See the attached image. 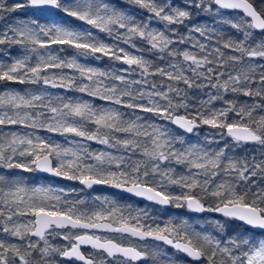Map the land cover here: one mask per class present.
<instances>
[{
  "label": "snow or ice",
  "instance_id": "6c2138e0",
  "mask_svg": "<svg viewBox=\"0 0 264 264\" xmlns=\"http://www.w3.org/2000/svg\"><path fill=\"white\" fill-rule=\"evenodd\" d=\"M0 264H264V0H0Z\"/></svg>",
  "mask_w": 264,
  "mask_h": 264
},
{
  "label": "trees",
  "instance_id": "16d2710c",
  "mask_svg": "<svg viewBox=\"0 0 264 264\" xmlns=\"http://www.w3.org/2000/svg\"><path fill=\"white\" fill-rule=\"evenodd\" d=\"M13 16L16 17V18H26V13L25 12H18V13L13 14ZM198 22H200V23H210V20L207 17H201ZM82 62H84V61H82ZM88 62L89 63H95L96 66H99V67H105L107 63H110L108 61H101V62L88 61ZM10 87H12V88H14L16 90H23L25 88H29V87H33V86H28V85H10ZM51 91H53V92H63V90H60V89H52ZM67 95H69V96H78L80 94L69 92V93H67ZM83 98L87 99V97H83ZM55 139L62 140V138H60V137H55ZM193 139H195V138H193ZM92 146L94 148L100 147V146L95 145V144H93ZM23 175H25L26 177H31V176L35 175L38 178V182L39 183H47L48 182L47 179H45V176H42L39 173H37V174L24 173ZM56 183L59 186L66 187V188L67 187H76V188L80 187V185H78L75 182L68 183V182H65V181H62V180H58V181H56ZM88 191H91V190H88ZM114 192L115 191H110V190H106V189H96L94 192H92V195L94 196V195L99 194V195H109V196H111V194L114 193ZM118 195L123 197V199H121V203H135L136 205H138L140 207H144V206H141V204H139L138 202L134 201L133 199H131V198H129V197L123 195V194H118ZM149 208H150V210L153 211V214L157 216L158 222H160V223H163L169 217H172L170 214L166 213L165 211L173 212L174 213L173 217L188 215L190 218L198 219L201 222H203V219L205 218L204 215L195 216L192 213H187L183 209L171 208V209H167L166 210V209H161V208H158V209H155V208H152V207H149ZM157 210H158V212L156 213ZM220 219H222V218H220ZM241 230H243L242 227H241Z\"/></svg>",
  "mask_w": 264,
  "mask_h": 264
},
{
  "label": "water",
  "instance_id": "95a60500",
  "mask_svg": "<svg viewBox=\"0 0 264 264\" xmlns=\"http://www.w3.org/2000/svg\"><path fill=\"white\" fill-rule=\"evenodd\" d=\"M40 175H42V176H45L46 177V174H43V173H39ZM63 181V180H62ZM65 182H68V183H72V182H69V181H65ZM96 189H106V190H110V191H116V190H114V189H109V188H104V187H97ZM121 194H123V195H125V196H128V194H126V193H121ZM129 197V196H128ZM130 198H132V199H134V200H136V201H141V202H144V203H147V204H149L147 201H143V200H140V199H138V198H135V197H130ZM158 206V205H157ZM172 207H169V208H167V209H171ZM193 215H195V216H202V215H207V214H212V215H214V216H217V217H220L219 216V214H216V213H205V214H194V213H192ZM221 218V217H220ZM86 251H91L90 249H85Z\"/></svg>",
  "mask_w": 264,
  "mask_h": 264
},
{
  "label": "rangeland",
  "instance_id": "374dc122",
  "mask_svg": "<svg viewBox=\"0 0 264 264\" xmlns=\"http://www.w3.org/2000/svg\"><path fill=\"white\" fill-rule=\"evenodd\" d=\"M158 212V210L156 211V213ZM166 213H168V214H170L172 217H173V215H174V213L173 212H167V211H165ZM205 216V218H213V219H220V217H217V216H214V215H212V214H207V215H204ZM184 217H186V218H190L188 215H185ZM204 218V219H205ZM203 219V220H204ZM171 251V250H170Z\"/></svg>",
  "mask_w": 264,
  "mask_h": 264
},
{
  "label": "flooded vegetation",
  "instance_id": "af4514ba",
  "mask_svg": "<svg viewBox=\"0 0 264 264\" xmlns=\"http://www.w3.org/2000/svg\"><path fill=\"white\" fill-rule=\"evenodd\" d=\"M128 197V196H127ZM130 198V197H129ZM132 199V198H131ZM134 200V199H133ZM134 201H136V200H134ZM136 202H138L139 204H141V206H149V207H152V208H155V209H158V208H161V206H153V205H149V204H147V203H144V202H141V201H136ZM161 209H163V208H161ZM167 210V209H166Z\"/></svg>",
  "mask_w": 264,
  "mask_h": 264
}]
</instances>
